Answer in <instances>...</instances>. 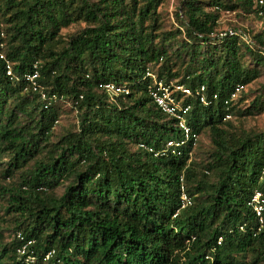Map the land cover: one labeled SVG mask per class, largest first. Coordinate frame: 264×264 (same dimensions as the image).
I'll return each instance as SVG.
<instances>
[{
  "label": "trees",
  "instance_id": "16d2710c",
  "mask_svg": "<svg viewBox=\"0 0 264 264\" xmlns=\"http://www.w3.org/2000/svg\"><path fill=\"white\" fill-rule=\"evenodd\" d=\"M166 2L0 0V264H264V211L260 225L249 205L264 196V128L246 125L264 114V28L219 31L224 13L264 26V0H178L172 23ZM34 63L61 101L28 89ZM147 71L204 87L209 105L183 99L199 144L165 151L182 134Z\"/></svg>",
  "mask_w": 264,
  "mask_h": 264
},
{
  "label": "built area",
  "instance_id": "2783aa9c",
  "mask_svg": "<svg viewBox=\"0 0 264 264\" xmlns=\"http://www.w3.org/2000/svg\"><path fill=\"white\" fill-rule=\"evenodd\" d=\"M261 4L262 2L259 1ZM235 32L232 30H227L223 33H220V36H233ZM4 34L0 33V61L4 65L5 73L7 76L12 75V61L3 53L2 49L4 48L3 42ZM37 63L32 65V70L26 73L23 76V79L27 83L28 89H30L33 93L39 95L40 100L43 102L44 107L50 106L52 103H57L61 101V98L58 97L55 93L48 94L44 87L38 82L40 78V73L38 69ZM146 77L150 78L151 83L147 87V94L150 98L151 102L160 110L161 113L168 115L172 119L175 120L176 126L178 130L182 134V139L179 142H168L165 148L171 149L172 152L177 151L180 147H182L187 142H191L192 146H196L198 142V135L191 130L189 125L187 124V115L191 109L189 103L184 102L183 99L186 97H194L199 103L206 106L210 104V100L205 95V89L203 86L191 90L188 87H185L182 84L177 82H169L165 83L162 80H158L155 75L151 74L149 71L145 73ZM100 87L107 93L109 98L113 100L120 95L126 96L128 94V89L122 87L120 85H115L112 83L101 84ZM243 90V86L238 85L235 88L233 94H231V99H234L236 95ZM212 101L217 100V95L213 94L211 96ZM226 104V102H225ZM230 115L225 114L224 119H229ZM139 148L146 150L149 153H152L153 156H157L159 152H155L151 148L145 147L143 144L138 145ZM179 154L178 152H176ZM164 154V153H161ZM180 202L181 208L189 206L191 204V199L188 197L183 187L180 190ZM249 205L252 207L253 212L257 218L258 223L261 225L263 223L262 214L264 211V196L263 194L255 190L250 198ZM16 238L21 242L24 241V237L20 232H17ZM32 241L28 240L20 245L17 249L18 255H24L27 252L28 246H30ZM220 243V239L218 244ZM51 253H47L44 256V259L49 258ZM27 260L32 261L34 258L32 255L27 254Z\"/></svg>",
  "mask_w": 264,
  "mask_h": 264
},
{
  "label": "rangeland",
  "instance_id": "374dc122",
  "mask_svg": "<svg viewBox=\"0 0 264 264\" xmlns=\"http://www.w3.org/2000/svg\"><path fill=\"white\" fill-rule=\"evenodd\" d=\"M178 6V0H167L166 5L164 7H162V12L165 14V17L167 19V21L171 22L173 21V14L176 11V8ZM232 27H236L239 28L240 31L244 30V31H251L252 33H256L258 32L260 29L264 28V26L262 25V23L256 19L254 16H246L243 15L241 18L236 16L234 13H224L222 14L221 18H220V23H219V31H226L229 28ZM72 30H64L63 33L65 32H70ZM262 80H264V77H262ZM257 87H253L252 89H255ZM62 103H60V106H64L65 105H61ZM74 119L72 118V116H64L63 118H61L59 120V124L62 125H67L68 123H73ZM247 126H256L260 129L264 128V114L257 117L254 120H249L246 122ZM175 132H177V129L175 130ZM201 141V143H203V145H205L206 140H201V138L199 139V142ZM197 144H199L197 142Z\"/></svg>",
  "mask_w": 264,
  "mask_h": 264
}]
</instances>
